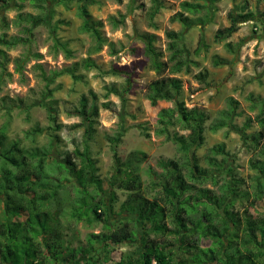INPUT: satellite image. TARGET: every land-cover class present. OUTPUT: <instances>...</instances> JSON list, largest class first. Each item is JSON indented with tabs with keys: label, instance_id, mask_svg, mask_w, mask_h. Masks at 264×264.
<instances>
[{
	"label": "trees",
	"instance_id": "trees-1",
	"mask_svg": "<svg viewBox=\"0 0 264 264\" xmlns=\"http://www.w3.org/2000/svg\"><path fill=\"white\" fill-rule=\"evenodd\" d=\"M115 1L121 3V0ZM216 1L183 0L170 21L179 23L182 30L194 26H200L202 30L213 19L209 5ZM28 2L39 9V14L17 15L15 24L21 28L20 33L29 34V25L45 21L42 13L46 9V0ZM6 4V0H0V7ZM248 9L249 3L244 0L235 15L228 13V26L217 29L214 40L228 39L238 30V25L258 21L254 12ZM78 13L82 20L81 31L94 38L95 48L99 50L105 43L99 33L101 23L89 26L87 8L83 4L79 6ZM114 23L117 24L116 21ZM7 26L3 20L1 27ZM51 32L54 33L53 28ZM140 38L149 70L155 75L147 85L145 97L153 107L160 101L173 104L158 111L156 125L157 133L167 134L176 145L179 160H159L158 165L162 169L160 181L152 182L151 186L158 187V190L148 196L139 168L127 165L128 169L122 170V162L117 155L121 133L106 137L115 164L110 187L126 194L120 208L135 216L116 225L110 207L99 193L101 181L96 176V161L91 157L88 142L95 132L100 108L109 110L111 103L100 104L99 94L92 89L78 97L77 105L68 115L80 119V123L71 127L83 129L82 145L58 159L54 152L64 125L58 120L50 85L64 74L75 77V68L44 73L46 91L43 98L50 105H44L48 121L46 130L49 132L47 144L24 147L16 140L5 145L8 125L0 126V264H108L114 247L135 243L138 247L135 264H264V213L249 211L264 194V104L254 118L257 129L245 134L252 124L248 119L245 131L240 134L245 148L252 152L248 167L254 175L249 178L251 182L247 189L244 188L246 181L231 168H226L219 176L211 172V168L221 171L228 162L227 159H221V162L216 159V156L224 154V145L218 144L208 150L204 157L205 168L195 154L203 143L206 115L197 107L188 108L182 97V81L177 75L189 73L191 64L196 65L189 58L183 32L165 31V50L156 46L153 34L143 33ZM26 40L29 41L20 36L7 38L0 35V58L6 59V50L23 41L27 43ZM197 44V52L206 46L202 31ZM63 47L64 52L71 56L65 45ZM82 66L85 69L96 68L95 62L89 58L82 62ZM108 73L112 71L105 72ZM205 76L199 73L196 79L202 80ZM126 82L121 90L113 84L104 87L103 98L107 99L110 94L122 98L130 89L129 80ZM228 101L229 110L220 112L219 120L209 126L211 132L226 127L237 110L238 103L233 99ZM21 102L18 100L16 107H20ZM23 111L27 114L28 109ZM171 127H177L183 133L170 135ZM44 132L36 126L25 131V137L33 142ZM117 175L124 178L118 179ZM208 181L212 182L215 190L203 187ZM22 214L26 216L23 221H13ZM66 216L67 221L75 223H103V230L89 234L85 247H67L56 228L58 218ZM44 234L48 235L45 240L41 238ZM201 240H209V246H200ZM135 252L131 256L120 255L115 264H133Z\"/></svg>",
	"mask_w": 264,
	"mask_h": 264
},
{
	"label": "rangeland",
	"instance_id": "rangeland-1",
	"mask_svg": "<svg viewBox=\"0 0 264 264\" xmlns=\"http://www.w3.org/2000/svg\"><path fill=\"white\" fill-rule=\"evenodd\" d=\"M6 1L7 4L0 7V35L7 38L20 36L29 41L6 50V59L0 58V126L7 123L9 129L5 145L16 140L24 147L47 144L49 132L46 130L48 121L44 105H50L43 98L46 91L43 74L75 68L74 75L78 78L64 74L50 85L53 103L58 109V120L64 125L54 156L61 159L64 153L82 145L83 129L71 127L80 123V119L68 115L77 105L81 94L92 89L99 94L100 104L110 102L109 110L102 107L99 110L95 132L88 141L90 154L96 161V176L101 181L99 193H102L110 207L115 224L134 219V215L120 208L126 194L110 187L115 164L106 137L121 133L117 155L121 159L122 170L128 169L127 165L138 167L148 196L149 193H156L158 187L151 186L152 182L160 181L162 169L158 165L159 160H179L180 154L167 134L157 133L158 111L170 108L173 104L160 101L153 107L145 97L147 85L155 79V75L149 70L140 35H155L156 46L165 50V31H182L189 58L196 63L191 64L189 73L177 75L182 81V97L188 108L197 107L206 115L203 143L195 154L200 165L205 168L204 157L208 150L218 144L224 145V154L216 156V159L220 162L221 159H227L228 162L221 171L211 168V172L219 176L224 174L226 168H231L233 173L246 181L244 188L249 189V178L254 175L248 167L252 152L248 147L245 148L240 134L245 131L248 119L252 124L245 134L257 129L254 118L264 104V0H246L249 3L248 10L254 12L258 21L238 25V30L221 42L214 40L215 31L228 26V13L235 15L244 0H217L210 4L213 19L202 30L200 26L182 30L179 23L170 21L183 0H121V3L115 0H46V9L42 13L45 21L36 22L31 27L29 25V34L19 32L21 28L15 24L17 15L36 16L39 9L28 0ZM82 4L87 8L89 26L91 23H101L99 33L105 43L99 50L95 48L94 38L80 29L82 20L78 8ZM3 20L8 24L6 28L1 27ZM52 28L54 33L51 32ZM201 31L206 46L197 52ZM56 41L59 47L54 46ZM64 45L71 56L64 52ZM87 58L95 62L96 68L85 69L82 66ZM108 71L112 73L105 74ZM199 73L206 76L202 80L196 79ZM126 79L130 82V89L124 92L122 98L114 94L103 98L104 87L113 84L121 90L127 83ZM229 99L238 103L237 110L227 121L226 127L211 132L209 126L219 120L220 112L229 110ZM18 100L22 101L20 107H16ZM25 108L28 109L27 114L23 111ZM36 126L45 132L31 142L25 137V131ZM174 132L183 133L179 128L171 127L170 135ZM117 176L118 179L124 178ZM211 184L208 181L203 187L215 190ZM249 211L253 214L264 213V194ZM25 217L22 214L19 218H13V221H23ZM58 220L56 228L67 247H85L89 234L103 230V223H75L67 221V216ZM52 223L54 226L55 223ZM41 238L45 240L48 235L44 234ZM136 244L114 247L108 264H115L120 255L131 256L137 251ZM209 244V240L200 241L202 247ZM133 258L135 264L137 253Z\"/></svg>",
	"mask_w": 264,
	"mask_h": 264
}]
</instances>
